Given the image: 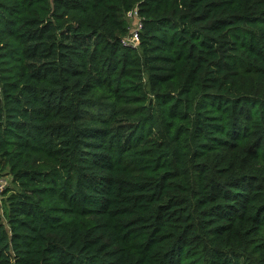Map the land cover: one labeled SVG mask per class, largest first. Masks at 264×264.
<instances>
[{
	"label": "trees",
	"instance_id": "16d2710c",
	"mask_svg": "<svg viewBox=\"0 0 264 264\" xmlns=\"http://www.w3.org/2000/svg\"><path fill=\"white\" fill-rule=\"evenodd\" d=\"M3 173L0 264H264V0H0Z\"/></svg>",
	"mask_w": 264,
	"mask_h": 264
},
{
	"label": "built area",
	"instance_id": "2783aa9c",
	"mask_svg": "<svg viewBox=\"0 0 264 264\" xmlns=\"http://www.w3.org/2000/svg\"><path fill=\"white\" fill-rule=\"evenodd\" d=\"M126 18L130 23L128 27V33L121 40L123 46L137 49L140 44V35L143 30V18L140 17L139 11L137 8L128 12L126 14ZM7 181L4 179H0V197L3 191L6 189Z\"/></svg>",
	"mask_w": 264,
	"mask_h": 264
},
{
	"label": "rangeland",
	"instance_id": "374dc122",
	"mask_svg": "<svg viewBox=\"0 0 264 264\" xmlns=\"http://www.w3.org/2000/svg\"><path fill=\"white\" fill-rule=\"evenodd\" d=\"M0 179H4L7 181V185H6V189L7 188H11L12 184H11V176L10 175H7L6 173H3L2 175H0ZM5 189V190H6ZM1 198H0V206H1Z\"/></svg>",
	"mask_w": 264,
	"mask_h": 264
}]
</instances>
